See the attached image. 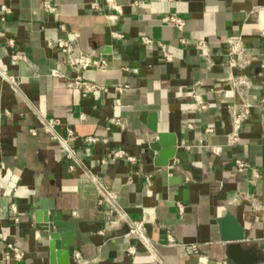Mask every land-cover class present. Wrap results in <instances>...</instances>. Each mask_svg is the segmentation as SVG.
<instances>
[{"label": "crops", "instance_id": "obj_1", "mask_svg": "<svg viewBox=\"0 0 264 264\" xmlns=\"http://www.w3.org/2000/svg\"><path fill=\"white\" fill-rule=\"evenodd\" d=\"M91 1L52 0L57 12L47 13L43 0H0V72L17 80L13 86L0 74V232L5 244L24 252V258L0 257L6 264H51L48 235L36 229L31 212L38 200L53 198L64 219L74 224L71 264H236L227 253L229 238L235 235H241L243 246L253 249L264 264V138L258 119L264 82V38L259 35L264 0H138V5L117 0L123 15L115 27L90 8ZM3 5L9 13L3 14ZM169 13L186 20L183 30L161 21ZM62 24L75 33L84 51L107 59L106 71L83 72L84 79L105 85L104 90L83 97L67 85L75 73L65 53L48 46L64 36ZM112 30L123 37H113ZM238 34L251 54L248 73L255 84L248 99L254 115L244 124L240 141L229 146L227 104L234 94L221 82L226 72L208 68L196 43L206 41L218 60L225 53L224 40ZM144 37L153 42L145 44ZM159 43L166 45L171 60L164 58ZM15 51L25 59H13ZM133 62L140 64L141 73ZM123 84L130 88L117 94L114 87ZM221 87L224 92L217 93ZM194 91L206 109H198ZM113 116L123 120V128L108 123ZM152 117L157 132L148 125ZM52 118L62 122L58 133L65 134L67 126L81 138L100 136L107 141H71L75 158L69 159L67 148L42 127L43 119ZM160 132L175 134L177 148L185 154L170 161L175 176L184 178L180 184L170 182L169 167L154 162L158 151L151 145ZM212 146L222 150L215 153ZM118 147L134 152L138 162L99 163ZM237 159L250 167L239 170ZM88 172L100 175L119 193L130 218L144 220L157 257L135 236H117L126 226L122 222L103 231L105 220L113 215L97 209V190ZM225 223L235 225L225 229ZM168 234L184 246L171 245ZM130 246L135 247L134 255L128 252ZM74 250L81 253V263L74 259Z\"/></svg>", "mask_w": 264, "mask_h": 264}, {"label": "built area", "instance_id": "obj_2", "mask_svg": "<svg viewBox=\"0 0 264 264\" xmlns=\"http://www.w3.org/2000/svg\"><path fill=\"white\" fill-rule=\"evenodd\" d=\"M138 0H132L133 5H138ZM44 10L47 13L57 12V6L52 3V0H43ZM90 8L97 13H102L110 27H115L120 21L123 15V6L117 0H92ZM263 8V7H259ZM257 8V9H259ZM3 14L10 12V9L3 5ZM4 19V16L2 17ZM161 21L165 24H169L183 30L186 25V20L177 13H169L161 18ZM61 30L64 33L63 37L57 40L48 42V46L51 48H57L65 53L66 60L71 70L75 73L72 78L67 80V85L73 88H77L81 91L83 97L95 94L98 91L104 90L105 85L89 81L84 79L83 72L86 70H95L99 72L106 71L108 69V61L104 56H96L94 54L84 51L78 42V38L70 31L64 24L61 26ZM112 36L115 38L123 37V34L117 30H112ZM0 35H4L0 32ZM259 35L264 38V28L259 30ZM145 44H151L153 41L148 37L143 38ZM9 43L14 44L13 40H9ZM163 52V56L166 60H171L172 55L167 51L166 45L163 43L158 44ZM225 53L218 60L214 59L209 45L204 40H199L196 43L197 49L205 59L208 68L217 67L226 72V75L221 78V82L229 86L230 90L234 94V98L227 104V110L231 120V130L227 134V144L233 146L237 144L241 139V132L244 124L253 117L254 112L249 102V93L252 90L255 82L254 78L248 73V68L251 65V54L248 47L244 43L243 36L241 34L228 36L224 40ZM13 59H25L24 54L19 51H15L12 55ZM264 61V54L262 56ZM2 79L10 81L13 86L17 85L16 77L8 74L6 71L0 72ZM130 88L129 84L117 85L114 90L117 94L125 93ZM217 93H223L224 89L218 88L215 90ZM193 98L197 104L198 109L204 110L207 107L206 102L202 99L199 93L193 92ZM260 106L262 111L258 115L260 121L261 130L264 138V82L262 84V92L260 95ZM80 121L84 122L86 115L81 113L79 115ZM108 123L117 127H124V122L119 117L108 118ZM62 124L59 118L43 119L42 127L44 131L50 133L54 139L59 140L65 148H67V157L74 159V149L69 147L71 141L82 140L85 143L94 144L99 141H107V139L100 136H85L83 138L75 134L70 127H65V134L58 133L56 128ZM211 131V129H207ZM211 150L215 153H219L221 146H212ZM116 160H125L130 165H135L138 162L137 155L125 147H118L111 150L108 154L101 156L99 163L106 165ZM236 164L239 170H245L250 167V164L246 161L237 159ZM72 169L75 168V164H71ZM87 177L95 184L97 190V209L99 212H111L113 216H110L105 220L104 230L110 231L116 227L118 223H124L128 227V232L125 235L135 236L143 243L148 250L157 257L155 248L151 241L146 236V226L144 220L132 219L122 209L120 205V196L100 175L94 172H88ZM146 182L148 186L152 185V179L150 175H147ZM13 211H17L15 205L12 206ZM179 210H184V205L179 203ZM264 221V212L261 215ZM4 234L0 232V254L5 255L6 258H12L16 261H21L24 258V252L14 248L11 245H6L3 241ZM168 242L173 246H184L175 241L172 235L168 234ZM264 243V238H263ZM192 249L196 251V246L191 245ZM128 252L132 255L136 253L135 247L130 246ZM74 259L81 263L83 261L81 253L78 250L73 252ZM0 264H6L4 258L0 257Z\"/></svg>", "mask_w": 264, "mask_h": 264}, {"label": "water", "instance_id": "obj_3", "mask_svg": "<svg viewBox=\"0 0 264 264\" xmlns=\"http://www.w3.org/2000/svg\"><path fill=\"white\" fill-rule=\"evenodd\" d=\"M109 50L105 49L104 53ZM133 68H137L141 73V66L138 62L131 63ZM147 114L143 112L142 119H147ZM148 125L150 129L157 132V124L155 117L149 118ZM157 142L151 146L158 151V156L154 159L156 165L169 167L168 172L170 182L174 181L176 184L183 182V177H176V170L170 166V161L177 158H184V152L178 150L176 145V135L170 132H160ZM184 196L187 195V190L182 191ZM31 215L35 221V227L38 230L44 231L48 235L49 249H50V263L51 264H71L70 262V248L75 244L74 224L64 219L63 212L56 207L55 199H41L35 203ZM234 223H225L223 228L227 229L234 226ZM128 232V227L116 233L117 236L125 235ZM241 235H235L232 242L227 247L229 257L236 264H259L262 259L253 249L245 248L240 242Z\"/></svg>", "mask_w": 264, "mask_h": 264}]
</instances>
